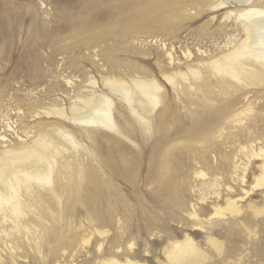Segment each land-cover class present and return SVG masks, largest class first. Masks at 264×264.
Instances as JSON below:
<instances>
[{"label": "rangeland", "instance_id": "obj_1", "mask_svg": "<svg viewBox=\"0 0 264 264\" xmlns=\"http://www.w3.org/2000/svg\"><path fill=\"white\" fill-rule=\"evenodd\" d=\"M222 2L0 0V162L48 134L65 145L57 165L69 161L72 172L96 166L113 185L105 203L63 196L61 211L72 214L60 222L51 198L53 209L27 220L47 231L39 224L18 232L7 222L0 264H176L169 252L190 239L199 264H264V189L251 188L262 170L253 151L264 149V81L250 84L212 67L244 38L239 15L264 8V0ZM133 77L161 86L153 109L106 85ZM93 95L111 100L117 129L73 119V107ZM103 159L125 175L101 169ZM65 177L57 173L55 183ZM218 207L223 215L211 217ZM95 208L113 221L99 225Z\"/></svg>", "mask_w": 264, "mask_h": 264}, {"label": "bare ground", "instance_id": "obj_2", "mask_svg": "<svg viewBox=\"0 0 264 264\" xmlns=\"http://www.w3.org/2000/svg\"><path fill=\"white\" fill-rule=\"evenodd\" d=\"M205 2V0H197ZM250 0H223L220 6L227 3L249 2ZM264 7V6H263ZM240 27L243 30L244 38L221 59L212 62L214 70L236 78L239 81H246L250 84L264 81L260 79H247L245 73L264 74V70L246 60V56H253L259 60L264 68V8H252L242 12L240 15ZM191 73L199 77L200 72L197 69H191ZM176 75H166L169 81H175ZM131 84L124 79L111 78L106 81V85L116 94L130 100L131 95H137L140 104L151 103L152 109L158 104L161 86L152 78L133 77ZM175 83V82H174ZM111 100L104 95H93L86 101L84 107H73L72 117L74 120L84 123H97L110 129H117V125L111 110ZM149 106V105H147ZM151 106V105H150ZM58 114L65 115L64 112ZM56 130L62 135L66 142L73 145V136L64 129L57 127ZM201 133V132H200ZM206 137V131H203ZM199 135V134H198ZM202 138V137H201ZM65 148L61 140L48 134L42 135L36 141V144L25 150L16 151V155L9 161L0 162V227L2 228L7 222H10L12 229L21 232V228L31 232L34 227L41 224L43 231L49 229L45 223L33 224L28 222L30 215L42 216L44 213L53 209L49 204L50 199H56L59 203V212L53 213L55 221H62L66 216H71L67 212H62L61 202L63 196H73L71 199L76 203L79 201L88 204V202L105 203L107 195L112 193V183L110 179L105 178L95 167L90 171L76 166L72 167L69 161L64 160L59 164L58 154ZM253 156L261 157V173L254 178L252 190L259 187L264 189V149L254 150ZM257 162V160H255ZM58 167V169H57ZM100 168L107 169L111 176L125 175V169H118L113 163L100 160ZM61 172L67 179L63 184L55 183V176ZM118 178V177H117ZM245 181V176L242 178ZM252 185V184H251ZM45 186L44 191L39 187ZM249 193V190H246ZM175 189L169 192V198H176ZM229 205L232 207L231 213L236 211L235 201L231 200ZM223 208L218 207L210 216L223 215ZM71 212V211H70ZM94 214L100 220L99 225L110 223V219L105 218L102 212L96 208ZM114 216L112 211H109ZM256 215L263 213L262 210L254 208ZM240 213V210H238ZM109 215V216H110ZM20 230H19V229ZM5 229V228H4ZM2 230V229H0ZM5 231V230H4ZM2 232V231H1ZM104 233V232H103ZM101 233V234H103ZM39 237L33 236V240L41 247ZM221 244L216 243V249L220 250ZM168 258L176 264H199L203 256L198 251L193 240L176 243L169 252ZM110 264H122L118 260H112ZM127 264H133L129 261Z\"/></svg>", "mask_w": 264, "mask_h": 264}]
</instances>
